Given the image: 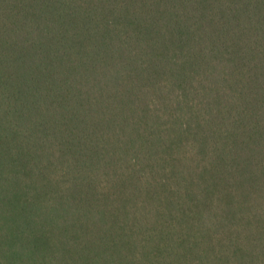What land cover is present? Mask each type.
Returning a JSON list of instances; mask_svg holds the SVG:
<instances>
[{"label":"trees","instance_id":"trees-1","mask_svg":"<svg viewBox=\"0 0 264 264\" xmlns=\"http://www.w3.org/2000/svg\"><path fill=\"white\" fill-rule=\"evenodd\" d=\"M0 264H264V0H0Z\"/></svg>","mask_w":264,"mask_h":264}]
</instances>
